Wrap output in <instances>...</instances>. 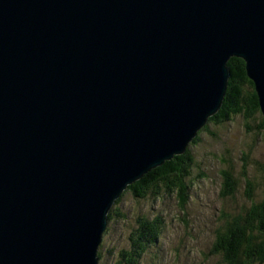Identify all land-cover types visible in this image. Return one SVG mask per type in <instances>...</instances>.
I'll return each instance as SVG.
<instances>
[{
  "label": "water",
  "instance_id": "1",
  "mask_svg": "<svg viewBox=\"0 0 264 264\" xmlns=\"http://www.w3.org/2000/svg\"><path fill=\"white\" fill-rule=\"evenodd\" d=\"M231 58L264 121V0H0V264H97L114 201L219 111Z\"/></svg>",
  "mask_w": 264,
  "mask_h": 264
},
{
  "label": "rangeland",
  "instance_id": "2",
  "mask_svg": "<svg viewBox=\"0 0 264 264\" xmlns=\"http://www.w3.org/2000/svg\"><path fill=\"white\" fill-rule=\"evenodd\" d=\"M259 121L260 115L247 121L234 116L220 127H209L213 136L200 133L199 143L189 147L193 158L189 199L183 214L174 198L136 200L125 193L118 203L120 197L116 199L107 215L98 264L116 262L118 252L128 247L127 237L137 227V221L156 217L162 221L160 236L157 243L147 248L140 264H223L210 249L215 231L225 217L243 215L241 212L250 206L242 176L244 169L255 187L253 201L260 202L264 197V130L250 129ZM225 167L231 169L237 186L234 196L221 198V173ZM199 173L203 178L195 180L193 177Z\"/></svg>",
  "mask_w": 264,
  "mask_h": 264
},
{
  "label": "trees",
  "instance_id": "3",
  "mask_svg": "<svg viewBox=\"0 0 264 264\" xmlns=\"http://www.w3.org/2000/svg\"><path fill=\"white\" fill-rule=\"evenodd\" d=\"M227 67L230 70V77L219 111L208 119L206 125L197 133V137L192 140L182 155L165 161L161 166L150 170L138 181L127 186L116 203L125 193H130L136 200L169 197L175 199L179 212L183 214L189 199V179L193 158L190 148L199 143L200 133L208 132L213 136L214 134L209 132V127H220L234 116H241L247 121L260 115L259 125H253L250 129L264 130V121L258 106L254 84L246 76L244 62L241 59L231 58L227 62ZM261 173V181L264 185V166L261 167ZM221 174L223 177L221 198L234 196L237 185L232 177L231 169L225 167ZM242 176L250 206L241 212L243 215L225 217L215 231L210 252L220 256L223 264H264V197L260 202H254L255 187L245 169ZM193 178L202 179L203 175L199 173L197 178L196 176ZM157 218L137 221V227L127 237L128 247L117 254L120 258L117 264H140L147 248L157 243L160 236L162 221H158ZM99 250L100 248L97 252L98 259Z\"/></svg>",
  "mask_w": 264,
  "mask_h": 264
},
{
  "label": "clouds",
  "instance_id": "4",
  "mask_svg": "<svg viewBox=\"0 0 264 264\" xmlns=\"http://www.w3.org/2000/svg\"><path fill=\"white\" fill-rule=\"evenodd\" d=\"M101 243H102V239H101V242H100V244H99L98 249L100 248ZM97 252H98V250H97ZM97 259H98V258H97ZM119 261H120V258L117 257L116 262L114 261V262H112V263H110V264H117ZM98 262H99V259H98ZM98 262H97V264H98Z\"/></svg>",
  "mask_w": 264,
  "mask_h": 264
}]
</instances>
